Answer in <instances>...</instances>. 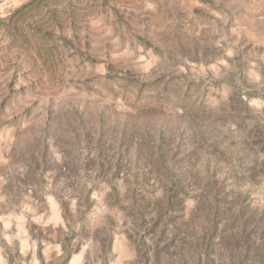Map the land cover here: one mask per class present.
<instances>
[{
    "label": "rangeland",
    "instance_id": "1",
    "mask_svg": "<svg viewBox=\"0 0 264 264\" xmlns=\"http://www.w3.org/2000/svg\"><path fill=\"white\" fill-rule=\"evenodd\" d=\"M0 264H264V0H0Z\"/></svg>",
    "mask_w": 264,
    "mask_h": 264
},
{
    "label": "trees",
    "instance_id": "2",
    "mask_svg": "<svg viewBox=\"0 0 264 264\" xmlns=\"http://www.w3.org/2000/svg\"><path fill=\"white\" fill-rule=\"evenodd\" d=\"M36 1V0H35ZM44 1V0H43Z\"/></svg>",
    "mask_w": 264,
    "mask_h": 264
}]
</instances>
